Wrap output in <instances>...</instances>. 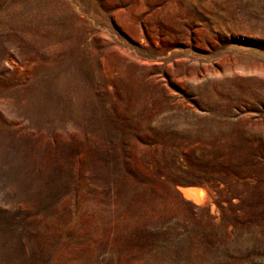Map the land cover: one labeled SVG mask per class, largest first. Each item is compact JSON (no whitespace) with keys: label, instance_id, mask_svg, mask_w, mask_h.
I'll return each mask as SVG.
<instances>
[{"label":"rangeland","instance_id":"rangeland-1","mask_svg":"<svg viewBox=\"0 0 264 264\" xmlns=\"http://www.w3.org/2000/svg\"><path fill=\"white\" fill-rule=\"evenodd\" d=\"M0 264H264V0H0Z\"/></svg>","mask_w":264,"mask_h":264},{"label":"bare ground","instance_id":"bare-ground-1","mask_svg":"<svg viewBox=\"0 0 264 264\" xmlns=\"http://www.w3.org/2000/svg\"><path fill=\"white\" fill-rule=\"evenodd\" d=\"M181 197L196 205L208 204L211 211L214 210V205L211 202V194L209 189L204 186L197 185H181L177 187Z\"/></svg>","mask_w":264,"mask_h":264}]
</instances>
